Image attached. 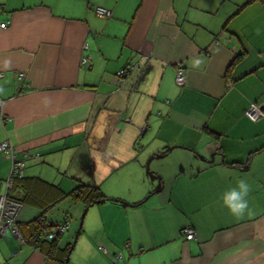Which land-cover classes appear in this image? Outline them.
<instances>
[{"label":"crops","instance_id":"obj_1","mask_svg":"<svg viewBox=\"0 0 264 264\" xmlns=\"http://www.w3.org/2000/svg\"><path fill=\"white\" fill-rule=\"evenodd\" d=\"M0 21V142L25 162L0 264H264V116L245 115L264 111V0H0ZM40 213L68 222L50 255L28 241Z\"/></svg>","mask_w":264,"mask_h":264},{"label":"built area","instance_id":"obj_2","mask_svg":"<svg viewBox=\"0 0 264 264\" xmlns=\"http://www.w3.org/2000/svg\"><path fill=\"white\" fill-rule=\"evenodd\" d=\"M93 10L103 17L109 16V10L104 7L96 6ZM6 21H0V28L6 27ZM81 63H86V57L81 58ZM132 68V65L126 66L117 72V76L121 77L127 74V71ZM22 73H20L19 78H21ZM175 81L178 85H182L185 82V76L183 69L180 65L176 67ZM1 104V100H0ZM250 119L255 120L260 116H264V111L261 105L251 103L248 109L245 111ZM0 152L7 153L10 156V172L5 181V191L0 192V238L11 233L15 236L20 237V230L17 226V214L22 206V203L7 194V189L12 185L13 181L17 178L23 176V168L25 166L24 159L18 156L17 147L9 140L4 139L0 142ZM68 222L57 224L52 230L46 234L47 238H52L58 233H62L67 227ZM185 238L192 239L194 237V231L191 228H185L183 230Z\"/></svg>","mask_w":264,"mask_h":264},{"label":"trees","instance_id":"obj_3","mask_svg":"<svg viewBox=\"0 0 264 264\" xmlns=\"http://www.w3.org/2000/svg\"><path fill=\"white\" fill-rule=\"evenodd\" d=\"M23 179V176L21 178H17L13 181L12 185L7 189V194L15 199H18L22 205L23 201L12 194H10V190L13 188V186L19 181ZM71 196L75 199H80L85 203V206L101 202L106 199L105 195L101 192L98 186L94 184H86V183H79L76 185V187L70 192ZM32 227L34 230L30 232V241L33 243L36 247L41 248L43 251H45L48 255H50V252L43 248L44 244H49V246H53L58 238V236L61 233L56 234L52 238H47L46 234L49 233L53 227H55L57 224L49 223L46 221L44 217V213H40L39 215L35 216L34 219L31 220ZM17 226L19 228V224L17 221ZM20 230V228H19ZM72 243H68L66 247V252L71 248ZM66 254L62 259H58L59 264H66Z\"/></svg>","mask_w":264,"mask_h":264},{"label":"clouds","instance_id":"obj_4","mask_svg":"<svg viewBox=\"0 0 264 264\" xmlns=\"http://www.w3.org/2000/svg\"><path fill=\"white\" fill-rule=\"evenodd\" d=\"M194 66L201 63L199 58L194 60ZM250 190V185L244 179H238L235 186L227 188L221 196V204L234 216H241L248 210V200L246 199Z\"/></svg>","mask_w":264,"mask_h":264},{"label":"rangeland","instance_id":"obj_5","mask_svg":"<svg viewBox=\"0 0 264 264\" xmlns=\"http://www.w3.org/2000/svg\"><path fill=\"white\" fill-rule=\"evenodd\" d=\"M82 212H83V211H81V213H80V215H79L80 217H81ZM80 221H81V218H79V222H80Z\"/></svg>","mask_w":264,"mask_h":264},{"label":"water","instance_id":"obj_6","mask_svg":"<svg viewBox=\"0 0 264 264\" xmlns=\"http://www.w3.org/2000/svg\"><path fill=\"white\" fill-rule=\"evenodd\" d=\"M66 260H67V258H66Z\"/></svg>","mask_w":264,"mask_h":264}]
</instances>
